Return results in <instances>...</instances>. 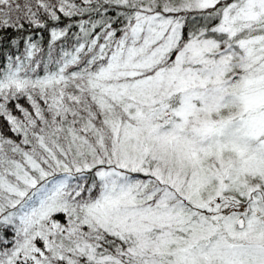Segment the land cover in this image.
<instances>
[{
  "label": "snow or ice",
  "instance_id": "1",
  "mask_svg": "<svg viewBox=\"0 0 264 264\" xmlns=\"http://www.w3.org/2000/svg\"><path fill=\"white\" fill-rule=\"evenodd\" d=\"M0 264H264V0H0Z\"/></svg>",
  "mask_w": 264,
  "mask_h": 264
}]
</instances>
